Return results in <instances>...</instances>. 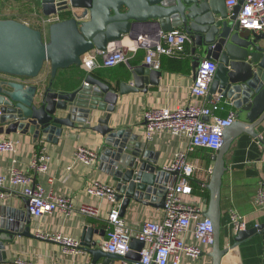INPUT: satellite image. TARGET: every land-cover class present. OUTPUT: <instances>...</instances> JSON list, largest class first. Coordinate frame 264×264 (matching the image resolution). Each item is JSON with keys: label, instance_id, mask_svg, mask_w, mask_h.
Listing matches in <instances>:
<instances>
[{"label": "water", "instance_id": "1", "mask_svg": "<svg viewBox=\"0 0 264 264\" xmlns=\"http://www.w3.org/2000/svg\"><path fill=\"white\" fill-rule=\"evenodd\" d=\"M42 15L59 14L47 32L14 18H0V127L6 133L30 134L40 140L57 143L65 127L79 124L101 135L100 169L115 184V201L124 216L132 202L165 207L168 184L177 172L160 167L150 149L149 139L131 128L111 126L112 114L120 97L146 92L149 85H158L161 70L149 66L130 65L113 82L92 74L85 86L68 90L58 82L60 70L83 65V58L108 50L115 42L128 37L181 30L188 33L200 56L217 61L218 68L210 93H221L232 100L238 114L247 112L256 118L249 122L240 116L222 133V145L214 155V165L207 188L209 202L205 215L214 227L212 264H222L228 252L222 246L221 187L227 169L225 154L241 129L255 135V127L264 120V33L244 30L237 14L241 5L228 12L226 0H37ZM144 46V45H142ZM154 49V46L151 47ZM49 69L50 79L41 78ZM30 82V83H28ZM86 86L94 95L86 96ZM104 112V117H98ZM26 205L13 207L0 203V263L7 260V246L17 236L34 237L33 222ZM260 227L238 231L240 242ZM95 228L83 229L81 245L90 254L89 264H111L113 259L136 262L144 242L133 239L131 250L120 256L99 245ZM103 237L102 234H99Z\"/></svg>", "mask_w": 264, "mask_h": 264}, {"label": "crops", "instance_id": "2", "mask_svg": "<svg viewBox=\"0 0 264 264\" xmlns=\"http://www.w3.org/2000/svg\"><path fill=\"white\" fill-rule=\"evenodd\" d=\"M42 11L37 0H0V18H14L25 21L33 27L41 28ZM63 18V16H61ZM61 18V19H62ZM258 34H260L258 32ZM143 41L144 46L137 48V41ZM159 32L155 35L140 36L138 40H130L128 37L115 42L109 50L122 48L127 60L112 67H105L102 64V56L97 57L98 65L90 70L86 64L71 66L59 71L57 81H64L68 84V90H75L85 86V78L92 74L104 81H113L114 78L128 70L129 66L141 65L145 62L148 49L159 43ZM88 57L83 58V62ZM202 57L199 50H194L191 42L187 43L184 53L181 56L161 55L162 77L158 85H149L146 92L129 93L119 98L116 111L112 114L111 126L116 128H131L134 132L145 134L144 112L151 107H169L172 109L187 105L192 99L190 87L194 81L196 68ZM50 79L49 69H46L40 76ZM30 83V82H28ZM92 86H86V96L94 95ZM218 93V92H217ZM212 94L204 99H198L201 104H209ZM226 108L221 114L226 115L228 110L234 108L232 100L224 97ZM106 113L98 112V117H104ZM247 119L249 122L256 118L243 112L238 117ZM208 119V118H206ZM239 118H237L238 120ZM236 120V121H237ZM66 128L57 143L40 140L39 143L30 134L6 133L0 127V139L12 138L19 141L18 151L15 155L18 169L30 173L36 184H40L46 191H52L56 195H66L72 198L76 207L81 204H94L100 208L99 217L84 215L76 208L71 216H66L61 211H54L43 217L32 216L33 222L31 231L34 237L17 236L7 246V260L0 264H17L16 260L23 259L33 261L37 264H89L91 256L82 247L78 254H67L64 245L52 240L37 236L42 234L62 233L78 239L81 243L83 229L86 226L95 228L99 233L94 239L99 238V245L106 238L107 215L113 204L107 198H97L87 195L86 187L94 180L105 181L115 187L111 178L100 169V160L94 165L82 163L74 164L71 169L68 167L73 163L75 150L79 146L95 149L100 156L103 140L100 134L83 128ZM256 134L250 135L241 129L238 136L232 142L225 154L227 169L223 176L221 187V211H222V246L228 252L222 259V264H264V207L258 208L255 205V198L259 189H264V120L255 127ZM150 149L157 158L160 167L170 165L175 153L189 146V139L184 136H173L167 132L155 134L149 140ZM42 148L50 155L49 174L36 173L31 167V161L35 153ZM198 147L189 152L188 158L198 166V171L193 178V193L187 196L191 202H196L205 211L208 208L209 183L211 170L214 165L216 151L211 150L210 154H203ZM208 149V148H206ZM210 150V149H209ZM13 154L5 152L0 154V173H9L12 165ZM48 176L53 177V182L48 181ZM172 183V182H171ZM7 195L0 198V203L13 207L26 205L25 196L21 188L8 189ZM116 206L119 207L118 204ZM238 213L246 221V230L260 227L255 233L246 239L236 242L237 233L231 225L232 213ZM165 216V208L156 204H145L132 202L123 216L129 227L134 230L140 229L147 220H162ZM102 234L103 237H100ZM189 234V238H190ZM212 247L207 249L195 264H212L210 253ZM111 264H134L131 261L113 259Z\"/></svg>", "mask_w": 264, "mask_h": 264}, {"label": "built area", "instance_id": "3", "mask_svg": "<svg viewBox=\"0 0 264 264\" xmlns=\"http://www.w3.org/2000/svg\"><path fill=\"white\" fill-rule=\"evenodd\" d=\"M241 5L237 20L242 29L264 33V0H226L230 14L233 8ZM61 19L59 14L41 17V30L47 32L48 26ZM188 33L181 30L161 32L159 43L154 49L149 48L145 62L154 69L161 68V55L181 56L187 43L191 42ZM144 45L137 41V48ZM102 56V64L112 67L127 60L122 48L105 50L98 53ZM84 64L93 70L97 65L96 55L88 57ZM218 68L217 61L202 58L196 68L195 78L190 87L192 99L187 105L172 109L169 107H151L144 112L145 134L151 140L155 134L167 132L173 136H184L189 139V146L175 153L173 162L163 167L168 172L176 171V180L168 184L165 199V216L162 220H147L138 230L128 226L119 207L116 206L115 189L105 181L94 180L86 187L89 196L107 198L112 204L107 215L106 238L101 248L107 252L125 256L130 250L133 239L144 242L140 251V260L134 264H195L207 249L214 243V227L212 221L205 215L202 205L191 202L187 196L193 193V178L198 166L189 160L190 151L198 147L218 151L222 145L223 130L232 125L238 118L235 110H228L226 115L221 114L226 108V100L221 93L212 94L210 103H198L210 95V86ZM9 77L0 73V78ZM0 108V115H1ZM208 118V119H206ZM19 141L12 138L0 139V154L10 152L13 154L9 173H0V198L7 195L8 189L21 188V193L29 199V210L34 217H43L54 211H61L71 216L76 208L84 215L99 217L100 208L94 204H81L76 207L72 198L66 195H56L46 191L40 184H36L32 174L16 167ZM51 157L42 148L35 153L31 167L36 173L49 174ZM99 161V153L92 148L79 146L74 153L73 163L94 165ZM48 176V181L53 182ZM258 208L264 207V189H259L255 198ZM231 225L234 231L246 230V221L243 216L233 212ZM189 234L191 235L189 238ZM37 236L52 240L64 245L67 254L82 252L78 239L62 234H42ZM17 264H37L33 261L18 259Z\"/></svg>", "mask_w": 264, "mask_h": 264}, {"label": "trees", "instance_id": "4", "mask_svg": "<svg viewBox=\"0 0 264 264\" xmlns=\"http://www.w3.org/2000/svg\"><path fill=\"white\" fill-rule=\"evenodd\" d=\"M201 150L203 151V154H207V155L210 154V153L212 152L211 150L206 149V148H202ZM194 188L196 189V186H194L193 189H194Z\"/></svg>", "mask_w": 264, "mask_h": 264}]
</instances>
